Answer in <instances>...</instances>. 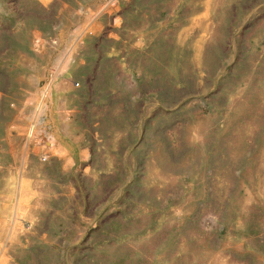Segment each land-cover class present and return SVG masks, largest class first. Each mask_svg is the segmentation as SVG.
<instances>
[{"label":"rangeland","instance_id":"rangeland-1","mask_svg":"<svg viewBox=\"0 0 264 264\" xmlns=\"http://www.w3.org/2000/svg\"><path fill=\"white\" fill-rule=\"evenodd\" d=\"M2 237L0 264H264V0H0Z\"/></svg>","mask_w":264,"mask_h":264},{"label":"built area","instance_id":"built-area-1","mask_svg":"<svg viewBox=\"0 0 264 264\" xmlns=\"http://www.w3.org/2000/svg\"><path fill=\"white\" fill-rule=\"evenodd\" d=\"M74 84H75V86L77 85V83H74ZM33 126H34V123H30L29 124V128H28L29 132L31 131ZM40 158H41V160H44L45 156L42 155ZM0 241H1V245H0V255H1L3 253V251H4V247L7 246V245H5V243L8 242V238L7 237H2V238H0ZM9 264H14V263L12 261H9Z\"/></svg>","mask_w":264,"mask_h":264}]
</instances>
